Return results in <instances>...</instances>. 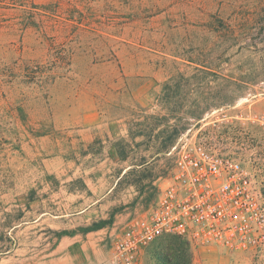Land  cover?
Returning a JSON list of instances; mask_svg holds the SVG:
<instances>
[{
	"label": "rangeland",
	"instance_id": "1",
	"mask_svg": "<svg viewBox=\"0 0 264 264\" xmlns=\"http://www.w3.org/2000/svg\"><path fill=\"white\" fill-rule=\"evenodd\" d=\"M181 139L238 158L264 199V0H0V264L105 263ZM191 251L264 264V245Z\"/></svg>",
	"mask_w": 264,
	"mask_h": 264
},
{
	"label": "built area",
	"instance_id": "2",
	"mask_svg": "<svg viewBox=\"0 0 264 264\" xmlns=\"http://www.w3.org/2000/svg\"><path fill=\"white\" fill-rule=\"evenodd\" d=\"M170 154L174 164L155 205L116 234L103 264H138L170 234L227 252L261 249L264 199L243 163L193 139H181Z\"/></svg>",
	"mask_w": 264,
	"mask_h": 264
},
{
	"label": "trees",
	"instance_id": "3",
	"mask_svg": "<svg viewBox=\"0 0 264 264\" xmlns=\"http://www.w3.org/2000/svg\"><path fill=\"white\" fill-rule=\"evenodd\" d=\"M175 136L176 133L170 135L168 139L163 140L158 147V152H164L169 149L174 143ZM164 240L168 242L165 245H162V249L160 248L158 264H192L193 255L191 244L188 240L179 235H165L152 243L147 248V251Z\"/></svg>",
	"mask_w": 264,
	"mask_h": 264
},
{
	"label": "crops",
	"instance_id": "4",
	"mask_svg": "<svg viewBox=\"0 0 264 264\" xmlns=\"http://www.w3.org/2000/svg\"><path fill=\"white\" fill-rule=\"evenodd\" d=\"M216 259H217V262H220V259H218V257L216 256ZM206 260V259H205ZM205 260H203L202 262L201 261H199L198 263L199 264H207V263H205L206 261ZM197 264V263H196Z\"/></svg>",
	"mask_w": 264,
	"mask_h": 264
}]
</instances>
